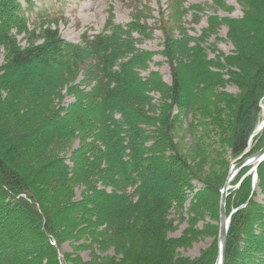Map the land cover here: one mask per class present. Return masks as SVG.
<instances>
[{"label": "trees", "instance_id": "16d2710c", "mask_svg": "<svg viewBox=\"0 0 264 264\" xmlns=\"http://www.w3.org/2000/svg\"><path fill=\"white\" fill-rule=\"evenodd\" d=\"M229 1L212 0L198 37L189 9L161 14L168 84L139 49L142 17L72 43L32 0H0V264H216L230 168L264 148V0L220 17ZM191 12L199 25L205 9ZM223 27L230 54L210 44ZM251 169L229 191L225 264H264V163L256 184ZM206 237L199 257L179 253Z\"/></svg>", "mask_w": 264, "mask_h": 264}, {"label": "rangeland", "instance_id": "374dc122", "mask_svg": "<svg viewBox=\"0 0 264 264\" xmlns=\"http://www.w3.org/2000/svg\"><path fill=\"white\" fill-rule=\"evenodd\" d=\"M35 3V12L51 15L52 21H59L58 27L62 37L72 43H80L85 34L93 35L103 32L106 28L107 21L112 17L117 24H128L133 20V17H142L143 23L148 25L149 30H153L150 38L140 39L139 49L149 52H154L157 55L154 57V63L151 65V70L158 71L164 80L170 84L171 74L168 64L160 55L163 48L164 36L159 29L162 23L161 14L165 13V22L170 20L171 23L178 19L177 14L184 15L183 8L189 9L184 20V26L190 30V34L194 37L201 35L202 30L207 27V17L211 14L210 7L212 0H32ZM183 4V5H182ZM182 7V9H181ZM202 7L205 13L201 16L202 21L196 25L193 18L191 8ZM228 8L232 10L229 12L221 11L218 15L220 17L241 18L242 8L238 5L237 0H230ZM42 14V15H43ZM170 18V19H169ZM220 39L212 38L210 44H215L217 48L225 54H230L234 50L232 44L227 41V28L223 27L219 35ZM23 45V43H22ZM143 75H147L144 73ZM228 91L232 94L238 93V89L230 86ZM157 99L159 97L156 96ZM71 102L67 99L66 103ZM263 119H264V101L262 104ZM77 146L76 144L74 147ZM237 187V186H236ZM233 189V188H232ZM263 196L258 197L261 202ZM189 205H187L188 207ZM172 219L177 218V215L172 214ZM178 225V221L174 224ZM202 227V223L199 224ZM187 228L186 222L179 225L178 229L173 231L171 237L179 238L182 236L184 230ZM213 237H206L195 243L191 248L179 250L182 256L189 258H197L201 252L208 249ZM78 245V244H77ZM38 246V245H37ZM73 243L69 242L63 245L62 251L64 253H72ZM39 248V247H37ZM0 250V257L3 255ZM79 256L84 261H89V252H80ZM114 255L113 251L105 254V257Z\"/></svg>", "mask_w": 264, "mask_h": 264}, {"label": "water", "instance_id": "95a60500", "mask_svg": "<svg viewBox=\"0 0 264 264\" xmlns=\"http://www.w3.org/2000/svg\"><path fill=\"white\" fill-rule=\"evenodd\" d=\"M263 129H264V120L261 123V125L258 127V129L255 131L253 137L256 136L258 133H260ZM248 153L249 150L237 161H235L234 164L231 166L227 177V181L225 183L222 192L221 205H220L218 257L216 264H225L226 262L228 231L230 228L232 215L237 212V211H233L232 214L230 215H228L227 213V199L229 196V191L233 188V183L237 179L238 175L243 170L250 167L253 168L246 176L254 174V184H256L258 179L257 172L259 170V167L264 163V148L260 150L258 153L249 157H247Z\"/></svg>", "mask_w": 264, "mask_h": 264}]
</instances>
